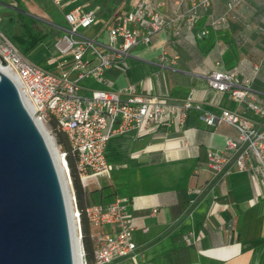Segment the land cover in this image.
Masks as SVG:
<instances>
[{
	"label": "crops",
	"instance_id": "0c3cea01",
	"mask_svg": "<svg viewBox=\"0 0 264 264\" xmlns=\"http://www.w3.org/2000/svg\"><path fill=\"white\" fill-rule=\"evenodd\" d=\"M46 1L51 0H0L1 18L4 12L11 20L21 13L37 16L48 22L47 37L56 39L67 24L50 15ZM153 1L167 18L192 4V0ZM135 2L64 0L61 11L64 16L75 6L83 10L99 6L95 21L82 33L106 44L108 27L117 24ZM228 11L229 29L209 27L207 34L200 35L211 13L219 16ZM180 26V34L166 27L154 34L151 43L133 46L100 78L83 79V92L130 84L137 93L157 95L166 102L192 95L203 109L219 113L220 106L236 105L228 93L221 95L208 84V76L222 62L227 68H238V82L250 78L264 102V0H213L208 11L201 8L193 32L186 31L182 22ZM145 45L153 48L137 56L134 50ZM163 52L175 62L161 60ZM51 56L53 64L46 68L71 69L70 58L56 49ZM71 75L77 73L70 70ZM203 114L191 107L184 126L162 122L151 133L132 130L108 140L106 157L114 168L108 179L91 190L103 191L98 199L107 204L116 196L131 199L132 237L137 244L135 258L112 264H264V195L247 172L211 171L208 151L222 149L226 136L235 130L226 123L207 124Z\"/></svg>",
	"mask_w": 264,
	"mask_h": 264
},
{
	"label": "built area",
	"instance_id": "2783aa9c",
	"mask_svg": "<svg viewBox=\"0 0 264 264\" xmlns=\"http://www.w3.org/2000/svg\"><path fill=\"white\" fill-rule=\"evenodd\" d=\"M51 1L62 8L64 0ZM212 1L192 0L186 11L167 18L153 0H136L134 7L117 24L108 27L106 44L82 33L95 21L99 6L89 10L75 6L64 11L67 28L56 37L54 46L60 55L72 60L70 70L77 73L75 78H71L70 70L55 72L33 62L0 28V64L19 84L23 98L34 108V117L42 124L53 126L55 123L65 132L86 190L111 176L114 165L106 157V145L111 136L132 130L151 133L162 122L175 121L178 126H184L188 109L196 107L203 110L207 124L226 123L235 130L234 135L226 136L222 149L208 151L211 171L217 174L247 172L257 184L258 193L264 195V102L253 89L250 78L238 82L237 69L227 68L219 62L208 76L212 90L221 95L228 93L236 103L235 107L220 106L219 113L203 109L192 95L166 102L157 95L137 93L130 84L117 90L94 88L88 94L83 92V79L100 78L105 69L120 62L133 46L151 43L154 34L162 29L170 27L180 34L183 31L180 22H183L185 30H191L200 17V9L209 8ZM229 17L228 11L212 17L211 23L224 24ZM207 32L205 29L200 35ZM160 58L175 62V58L165 52ZM61 156L66 158L65 171L68 183L72 185L74 218L82 236L81 214L66 151H61ZM130 204L129 197L116 196L108 204L87 206L86 213L96 242L95 264H112L121 258L136 257Z\"/></svg>",
	"mask_w": 264,
	"mask_h": 264
},
{
	"label": "water",
	"instance_id": "95a60500",
	"mask_svg": "<svg viewBox=\"0 0 264 264\" xmlns=\"http://www.w3.org/2000/svg\"><path fill=\"white\" fill-rule=\"evenodd\" d=\"M62 170L17 81L0 64V264H77ZM79 241L83 259L81 235Z\"/></svg>",
	"mask_w": 264,
	"mask_h": 264
},
{
	"label": "trees",
	"instance_id": "16d2710c",
	"mask_svg": "<svg viewBox=\"0 0 264 264\" xmlns=\"http://www.w3.org/2000/svg\"><path fill=\"white\" fill-rule=\"evenodd\" d=\"M208 9L209 8H206L207 11ZM20 15H28V14L21 13ZM219 16H214L211 13V15L209 16L208 22H206V25L201 30V32L205 29L209 31V27L211 28L213 27L217 30L229 29L228 21L227 23L217 24V25H213L211 23L212 17H219ZM30 17L34 22L37 21L38 19L37 17H34V16H30ZM200 18H201V9H200V17L196 21L195 26L191 30H186V31L190 33L193 32ZM184 29H185V24H184ZM41 36L37 35L31 29V26H29L28 23L25 24V27L21 30V32L14 34V37L20 43L25 44L27 49L33 47L37 42H39V40L42 38ZM232 68L238 70L237 67L232 66ZM255 90L258 92V94L260 93L259 89L255 88ZM52 125H53L54 130L56 131L57 141L61 145L62 151H66L67 153V160H68L70 173H71V177L73 181V187H74L76 198H77V205H78V208L80 209V214H81L82 242L84 245L85 259H86L87 264H93L96 242H95V237L93 236L91 232V226H90V222H89V219L86 213V208L87 206L92 205V204H103L104 205V204H107V202H103L100 199H98V197L104 194L103 191L101 193H98V190H86L83 187L79 174H78V170H77L76 157L72 152V148L67 138V135L65 134L64 131L60 130L55 123H53Z\"/></svg>",
	"mask_w": 264,
	"mask_h": 264
},
{
	"label": "rangeland",
	"instance_id": "374dc122",
	"mask_svg": "<svg viewBox=\"0 0 264 264\" xmlns=\"http://www.w3.org/2000/svg\"><path fill=\"white\" fill-rule=\"evenodd\" d=\"M46 9L50 13V15L57 19V21L63 23L64 16L61 11V8L56 6L52 3V1H46ZM3 12L5 11L4 7H2ZM6 14V12H4ZM2 13V18L0 20V28L4 30L13 40L26 51L28 57H30L36 63L41 64L44 67H51L53 64L54 58L51 56L52 52L56 49L54 46L55 39L47 37V30H48V22L44 19H37V21H33L30 16L28 15H17L15 19L11 20L9 16ZM37 17V16H36ZM29 24L31 29L37 34L42 35L39 42H37L33 47L28 48L25 44L20 43L15 37L14 34L21 32V30L25 27V24ZM150 48H153L151 45H145V47H140L134 50L137 56H142ZM53 69H56L53 67ZM74 75H71V78H74ZM43 127L45 130L49 131V133L55 138L60 153L62 151L61 145L57 141V134L53 126L48 123H44ZM63 173V172H62ZM68 188L71 191L72 185L68 183ZM74 188V187H73ZM85 259V255H84ZM85 259V264H86ZM134 264V263H133Z\"/></svg>",
	"mask_w": 264,
	"mask_h": 264
},
{
	"label": "bare ground",
	"instance_id": "6f19581e",
	"mask_svg": "<svg viewBox=\"0 0 264 264\" xmlns=\"http://www.w3.org/2000/svg\"><path fill=\"white\" fill-rule=\"evenodd\" d=\"M2 69L4 71L7 70V68H5L3 66H2ZM23 99H24L27 107L29 108V110L33 114L34 113V108L32 107V105L30 104V102L27 99H25V98H23ZM42 129H43V131H44V133H45V135L47 137L48 143H49V145H50V147H51V149L53 151V154H54L56 160L60 163V168H63L62 171H63L64 176L66 177V183H68V178L66 176V171H65V165L67 164L66 163V158H63L61 156V153H60V150H59V146H58L55 138L49 133V131H47V130L44 129L43 124H42ZM74 235H75L74 236V241H75V250H76V258H77V261L76 262H77V264H85L84 258L81 259V249H80L81 243L79 241V232H78V229L77 228H76V231H75Z\"/></svg>",
	"mask_w": 264,
	"mask_h": 264
}]
</instances>
